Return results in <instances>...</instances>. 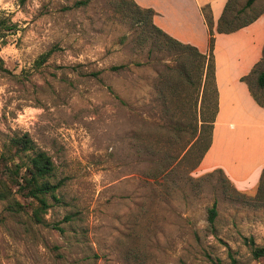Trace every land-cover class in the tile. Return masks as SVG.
Listing matches in <instances>:
<instances>
[{
	"label": "rangeland",
	"instance_id": "374dc122",
	"mask_svg": "<svg viewBox=\"0 0 264 264\" xmlns=\"http://www.w3.org/2000/svg\"><path fill=\"white\" fill-rule=\"evenodd\" d=\"M125 1L0 0L15 26L0 40V146L29 133L61 184L46 225L0 202V264H264L253 254L264 183L239 190L223 170H192L198 136L177 156L191 135L179 140L173 122L202 124L203 90L164 88L180 56L158 49ZM256 15L264 0L236 24Z\"/></svg>",
	"mask_w": 264,
	"mask_h": 264
},
{
	"label": "trees",
	"instance_id": "16d2710c",
	"mask_svg": "<svg viewBox=\"0 0 264 264\" xmlns=\"http://www.w3.org/2000/svg\"><path fill=\"white\" fill-rule=\"evenodd\" d=\"M256 1L247 0L246 5L234 13V6L237 0H229L218 22V33L230 34L253 23L259 15L252 17L242 24H236V21L244 11L251 9ZM125 4L127 10L134 18V22L141 27L142 32L146 31L157 40V43H159L158 49L175 52L180 56V72L174 81L167 80L165 76L163 79L164 88L166 89L171 84L170 88H174L176 92L179 90L180 85L183 86V84L190 82L197 91L203 90L201 103V109L203 110L201 114L202 124L199 126L196 120L194 121L196 123H185L184 121L177 120L173 122L175 124L172 127L173 135L179 137V140L181 136H184L183 134L187 133L191 135L185 145L179 147L177 156L185 152L187 146L198 136L196 146L200 149V153L194 158L191 167L192 170H195L201 164L212 145L213 128L218 113V91L214 58L216 37L211 12L206 13L207 8H203L202 10L209 28V45L207 53H201L195 46L182 43L157 27L154 23L156 14L154 10L141 8L133 0H126ZM14 27L10 22L0 20V40L2 44H5V40L2 39L15 32ZM47 57L48 55L43 56L39 63L43 64ZM263 65L264 55L263 59L253 68L251 73L243 78V81L248 84L257 104L264 108ZM120 68H124V66L115 69ZM192 75L196 76L195 82L191 81ZM198 98L199 96H197L196 103H198ZM166 112L169 113L168 110ZM205 113L210 116L208 120L205 119ZM188 153L189 155L191 154L190 151ZM55 172L56 165L52 156L47 151L41 149L29 133H16L9 137L0 146V202L7 204L5 211L9 213L28 211L30 219L34 223L46 225L45 216L51 208L50 199L57 200V192L61 186L60 183L53 181ZM215 172L222 173L223 171L216 169L211 174ZM262 183H264V171L260 187ZM22 200H30L32 203H22ZM209 213V222L213 224L218 217L216 202L211 207ZM1 221L2 218L0 217V223ZM253 254L256 259L264 257V248L255 247Z\"/></svg>",
	"mask_w": 264,
	"mask_h": 264
},
{
	"label": "crops",
	"instance_id": "0c3cea01",
	"mask_svg": "<svg viewBox=\"0 0 264 264\" xmlns=\"http://www.w3.org/2000/svg\"><path fill=\"white\" fill-rule=\"evenodd\" d=\"M133 1L155 11L157 27L201 53L208 51L209 28L202 10L209 8L216 37L218 113L201 171L221 169L239 190L255 188L264 171V108L257 104L243 78L263 59L264 15L224 34L218 33L217 27L229 0Z\"/></svg>",
	"mask_w": 264,
	"mask_h": 264
}]
</instances>
